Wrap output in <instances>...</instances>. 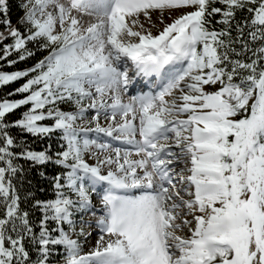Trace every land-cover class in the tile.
Instances as JSON below:
<instances>
[{
  "label": "snow or ice",
  "instance_id": "1",
  "mask_svg": "<svg viewBox=\"0 0 264 264\" xmlns=\"http://www.w3.org/2000/svg\"><path fill=\"white\" fill-rule=\"evenodd\" d=\"M0 264H264V0H0Z\"/></svg>",
  "mask_w": 264,
  "mask_h": 264
},
{
  "label": "trees",
  "instance_id": "2",
  "mask_svg": "<svg viewBox=\"0 0 264 264\" xmlns=\"http://www.w3.org/2000/svg\"><path fill=\"white\" fill-rule=\"evenodd\" d=\"M13 20L15 22V10H13Z\"/></svg>",
  "mask_w": 264,
  "mask_h": 264
}]
</instances>
